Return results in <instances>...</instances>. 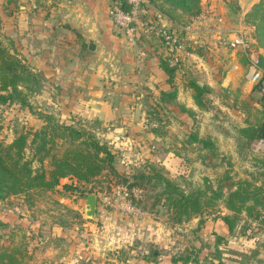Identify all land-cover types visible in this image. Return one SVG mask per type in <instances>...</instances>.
I'll list each match as a JSON object with an SVG mask.
<instances>
[{
    "label": "rangeland",
    "instance_id": "374dc122",
    "mask_svg": "<svg viewBox=\"0 0 264 264\" xmlns=\"http://www.w3.org/2000/svg\"><path fill=\"white\" fill-rule=\"evenodd\" d=\"M259 3L199 0L191 14L146 0L139 19L174 30L179 41V64L171 67L159 37L128 41L110 16V0H0V44L34 76L17 87L23 104L0 103V141L30 136L50 116L92 133L113 155V169L86 182L67 176L50 190L8 195L0 187V264H264V216L242 212L231 231L222 220L233 215L225 207L224 178L264 185V149L241 131L263 119L260 95L245 76L246 57L218 43L243 32L264 69L262 41L246 19ZM32 6L40 15L24 16ZM89 18L96 20L92 35ZM83 35L100 49L86 52ZM151 57L164 75L160 84L149 73ZM233 59L241 72L230 83ZM192 81L204 87L199 105ZM172 91L173 98L162 95ZM186 91L192 107L184 104ZM104 102L116 109L111 118H102ZM24 154L30 159L29 148ZM31 165L39 168L35 160ZM166 181L184 193L202 191L210 208L177 222ZM88 194L96 198L92 218L85 214Z\"/></svg>",
    "mask_w": 264,
    "mask_h": 264
},
{
    "label": "trees",
    "instance_id": "16d2710c",
    "mask_svg": "<svg viewBox=\"0 0 264 264\" xmlns=\"http://www.w3.org/2000/svg\"><path fill=\"white\" fill-rule=\"evenodd\" d=\"M163 1L191 14L198 11L199 0ZM111 2L118 3L123 9L127 8L124 0H111ZM246 19L254 25L256 37L262 41L264 47V4L259 3L254 6L253 11L246 16ZM259 60L261 67V58ZM163 68L171 79L173 70L168 69L166 63H163ZM262 70L264 69L262 68ZM33 79V74L0 44V103L15 100L19 104H23V99L20 97L22 92L17 87L25 85ZM191 87L194 91L192 98L199 105L204 87H200L194 81H192ZM254 89L260 95L259 102L262 107L263 119L256 127H248L241 131H250L248 137L251 140H263L264 77L254 84ZM162 95L172 98L175 96L174 91L162 93ZM45 123L40 130L33 131L30 136L27 133H20L8 144L0 141V187L4 188L7 195L25 193L33 189L50 190L58 185L61 178L67 176L86 182L100 175L105 169H113L111 167L112 153L92 133L53 122L50 116H45ZM206 142L202 141L204 146L209 144ZM27 148L31 151L30 159L26 158L24 154ZM46 159H48V169L43 167V162ZM32 160L39 164L38 169H33ZM259 162L264 168V157H261ZM143 177L139 175V178ZM224 179L226 182L224 187L229 189L224 199L225 207L233 215L224 216L222 220L230 231L234 227L237 215L242 212L254 218L264 216L263 184L258 186L248 180L232 182L227 177ZM63 186L68 188L67 185ZM221 188L218 186L217 191L212 193L217 197L221 196ZM163 192L166 194V199L170 203L174 219L177 222L192 216H199L211 206L210 198L204 200L202 191L184 193L166 181ZM255 205H257L256 209ZM173 261L176 262L175 259H172Z\"/></svg>",
    "mask_w": 264,
    "mask_h": 264
},
{
    "label": "built area",
    "instance_id": "2783aa9c",
    "mask_svg": "<svg viewBox=\"0 0 264 264\" xmlns=\"http://www.w3.org/2000/svg\"><path fill=\"white\" fill-rule=\"evenodd\" d=\"M124 1L126 9H123L118 3L112 2L109 13L114 25L125 33L130 42H133L139 34L159 37L167 56V62L171 67L177 66L179 64L180 44L174 30L155 22L139 19L146 0ZM218 43L229 49L241 51L247 60L245 71L247 80L253 84L261 81L264 77V71L260 67L259 53L250 45L249 40L243 32L237 31L227 38L220 37ZM254 144L261 147L264 144V140L256 141ZM261 148L264 149L263 147ZM125 195L127 194L125 193Z\"/></svg>",
    "mask_w": 264,
    "mask_h": 264
},
{
    "label": "crops",
    "instance_id": "0c3cea01",
    "mask_svg": "<svg viewBox=\"0 0 264 264\" xmlns=\"http://www.w3.org/2000/svg\"><path fill=\"white\" fill-rule=\"evenodd\" d=\"M90 1H93V0H90ZM109 1V0H108ZM110 2H111V0H110ZM33 8H32V11L30 12V13H28V12H24V16H30V17H35L36 15H40V12H41V10L40 9H34L35 7L34 6H32ZM89 7H93V5H92V2H90L89 3ZM81 8V7H80ZM80 8H78L79 10H80ZM32 20H34V19H32ZM95 21L96 20H93V21H91V19L89 18V27L87 28V32H89V34L90 33H92V34H95V32L97 31V28H96V24H95ZM78 26H80L79 24L78 25H76V28H78ZM31 27V29H30V31H32L33 30V28H34V24H33V26H30ZM105 32L107 31V28H108V26H107V24H106V22H105ZM77 30V32H79L78 30L79 29H76ZM35 32V31H34ZM36 33V32H35ZM92 34H90V35H92ZM84 37H88V41H86L85 43H84V45H85V50H86V52H88V53H92L93 51H88V49H87V47H86V44L88 43V42H94V39H92V36H88V35H83ZM89 40H91V41H89ZM94 45H95V49H100V45L97 43H94ZM82 46V44H81V40H79L78 41V44H77V47L78 48H80ZM95 49H94V51H95ZM33 55L35 56L36 55V53H35V51L34 52H32V55H31V58H33ZM152 57H154V56H152ZM151 57V58H152ZM153 59H156V58H152V60L151 59H149L148 61H147V63H148V65L149 64H154V60ZM146 61V60H145ZM154 61V62H153ZM156 63H158L157 62V60H156ZM232 68H233V70L232 71H230L231 72V74H232V79H230V83L232 82V83H235L234 81H238V74L241 72V69H240V66H239V63H238V61H236L235 59H233V61H232ZM152 69L153 70H149V73L152 71V72H154L156 75H157V77H159V79H158V83L160 84L163 80H165L164 79V75L161 73V72H159L158 71V69H157V66L155 67V64H154V66H152ZM158 84V85H159ZM237 85V84H236ZM235 85V86H236ZM160 88V90H167L168 89V87L165 85V84H161V86L159 87ZM180 92H178V98L180 99V98H182V96H183V94L181 93V91H183V89H180L179 90ZM184 104H185V106H188V107H192V102H191V98H190V96H189V94L187 93V91L186 92H184ZM104 105H103V107H104V110H103V113H104V116L102 117V118H111V115L114 113V112H116V109L114 108V107H112V106H110V105H107V103L106 102H104L103 103ZM106 105V106H105Z\"/></svg>",
    "mask_w": 264,
    "mask_h": 264
},
{
    "label": "water",
    "instance_id": "95a60500",
    "mask_svg": "<svg viewBox=\"0 0 264 264\" xmlns=\"http://www.w3.org/2000/svg\"><path fill=\"white\" fill-rule=\"evenodd\" d=\"M245 5H250L255 2V0H241ZM88 51H94L95 45L93 42H88L86 45ZM199 86H202V82L199 83ZM96 198L95 195L93 194H88L84 198V207H85V214L89 218H92L95 213V208H96Z\"/></svg>",
    "mask_w": 264,
    "mask_h": 264
},
{
    "label": "bare ground",
    "instance_id": "6f19581e",
    "mask_svg": "<svg viewBox=\"0 0 264 264\" xmlns=\"http://www.w3.org/2000/svg\"><path fill=\"white\" fill-rule=\"evenodd\" d=\"M261 147H263V148H264V144H263V145H261Z\"/></svg>",
    "mask_w": 264,
    "mask_h": 264
}]
</instances>
